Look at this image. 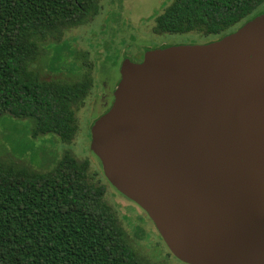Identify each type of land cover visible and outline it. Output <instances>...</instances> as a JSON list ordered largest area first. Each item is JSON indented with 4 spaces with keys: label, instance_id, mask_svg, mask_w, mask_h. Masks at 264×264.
Segmentation results:
<instances>
[{
    "label": "water",
    "instance_id": "1",
    "mask_svg": "<svg viewBox=\"0 0 264 264\" xmlns=\"http://www.w3.org/2000/svg\"><path fill=\"white\" fill-rule=\"evenodd\" d=\"M240 28L131 61L92 128L108 179L189 264H264V29Z\"/></svg>",
    "mask_w": 264,
    "mask_h": 264
},
{
    "label": "trees",
    "instance_id": "2",
    "mask_svg": "<svg viewBox=\"0 0 264 264\" xmlns=\"http://www.w3.org/2000/svg\"><path fill=\"white\" fill-rule=\"evenodd\" d=\"M97 2L0 0V121L5 114L30 119L34 137L74 141L93 79L47 78L37 63ZM262 12L264 0H171L150 29L208 42ZM94 170L69 152L48 171L0 159V264H149L137 244L143 223L108 199L105 175Z\"/></svg>",
    "mask_w": 264,
    "mask_h": 264
},
{
    "label": "rangeland",
    "instance_id": "3",
    "mask_svg": "<svg viewBox=\"0 0 264 264\" xmlns=\"http://www.w3.org/2000/svg\"><path fill=\"white\" fill-rule=\"evenodd\" d=\"M170 1L98 0L96 11L91 12L85 22L67 29L60 42L47 45L46 55L37 63L44 77L68 81L93 79L91 95L77 111L79 129L74 141L65 142L54 133L34 137L30 119L5 114L0 121V159L48 171L69 152L80 159H89L92 172L101 170L108 185V199L135 224L143 223L146 233L143 238L136 236L137 244L149 264L189 263L170 254L149 213L108 179L101 157L93 147L92 128L111 111L131 61L163 45L206 43L209 39L192 33H154L150 29L154 19ZM257 16H261V20L239 27L242 33L264 29V12Z\"/></svg>",
    "mask_w": 264,
    "mask_h": 264
},
{
    "label": "flooded vegetation",
    "instance_id": "4",
    "mask_svg": "<svg viewBox=\"0 0 264 264\" xmlns=\"http://www.w3.org/2000/svg\"><path fill=\"white\" fill-rule=\"evenodd\" d=\"M171 254V253H170ZM172 255V254H171Z\"/></svg>",
    "mask_w": 264,
    "mask_h": 264
}]
</instances>
